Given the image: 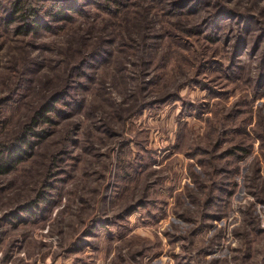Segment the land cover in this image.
<instances>
[{
	"label": "rangeland",
	"instance_id": "rangeland-1",
	"mask_svg": "<svg viewBox=\"0 0 264 264\" xmlns=\"http://www.w3.org/2000/svg\"><path fill=\"white\" fill-rule=\"evenodd\" d=\"M89 1L0 21V264H264V0Z\"/></svg>",
	"mask_w": 264,
	"mask_h": 264
},
{
	"label": "trees",
	"instance_id": "trees-1",
	"mask_svg": "<svg viewBox=\"0 0 264 264\" xmlns=\"http://www.w3.org/2000/svg\"><path fill=\"white\" fill-rule=\"evenodd\" d=\"M97 0H90L93 3ZM176 1V0H175ZM189 0H177L174 3L175 7L190 8ZM81 0H0V21L6 26H13L18 34H33L37 35L42 30H51L59 23L69 22L75 13H79L84 9L81 5ZM199 4V2H198ZM226 19H231L228 15ZM221 19L216 27L221 26L223 21ZM215 25H212L214 27ZM224 26V25H222ZM235 44V52L243 48L246 43L244 38L237 37ZM261 64V63H260ZM261 73L264 75V57L261 64ZM261 82V81H260ZM66 88V87H65ZM56 92L49 98L46 103L35 113L34 120L41 118L43 121L49 120V114L58 109L57 104L63 102L69 96V90ZM39 134V133H38ZM31 144L24 135H20L18 140L10 143L6 147V152L0 159L3 163L0 173L8 172L13 165L22 161L28 150L26 145ZM4 159V162H2Z\"/></svg>",
	"mask_w": 264,
	"mask_h": 264
}]
</instances>
